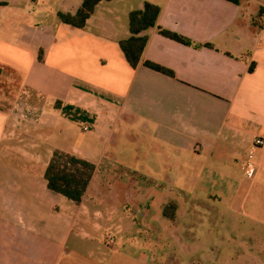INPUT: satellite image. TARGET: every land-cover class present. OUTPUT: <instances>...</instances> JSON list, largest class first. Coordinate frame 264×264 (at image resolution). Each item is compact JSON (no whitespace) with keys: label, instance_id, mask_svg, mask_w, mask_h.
<instances>
[{"label":"crops","instance_id":"0c3cea01","mask_svg":"<svg viewBox=\"0 0 264 264\" xmlns=\"http://www.w3.org/2000/svg\"><path fill=\"white\" fill-rule=\"evenodd\" d=\"M82 1L0 0V264H128L135 183L103 179L166 176L167 160L195 184L208 164L206 203L264 226V149L254 145L264 138V0H102L82 28L59 19ZM145 2L160 7L158 26L203 45L143 32L142 58L174 77L130 66L120 49L129 12ZM55 149L95 165L79 203L47 187Z\"/></svg>","mask_w":264,"mask_h":264},{"label":"rangeland","instance_id":"374dc122","mask_svg":"<svg viewBox=\"0 0 264 264\" xmlns=\"http://www.w3.org/2000/svg\"><path fill=\"white\" fill-rule=\"evenodd\" d=\"M17 87L11 81L5 85L7 91ZM142 143H146V140L137 145L139 150L145 147ZM142 151V155L147 153L144 151L143 154ZM153 156L151 153L152 159ZM152 162L160 164L156 160ZM166 163L171 164L172 170H167L166 176L163 170L153 168L150 171L152 176L146 178L120 176L103 179L107 186L120 183L119 186L130 188L135 183L132 187L137 190L134 193L136 205L132 206L129 216L136 218L133 229L136 243H128L125 239L122 242V252L131 257L128 264H140L139 259L143 256L150 259V264L264 263V226L233 214L225 204L217 202L211 206L203 199L212 187V178H204L209 165L204 164L199 183L195 184L190 176H176L173 161L167 160ZM180 189L183 191L180 192ZM194 191L198 198H194ZM175 199L178 206L174 210L177 216L174 222L163 217V210ZM143 219L146 224H143ZM108 234H104L105 242H108ZM84 246L88 252L95 245L88 242ZM108 259V262H113L112 256Z\"/></svg>","mask_w":264,"mask_h":264},{"label":"trees","instance_id":"16d2710c","mask_svg":"<svg viewBox=\"0 0 264 264\" xmlns=\"http://www.w3.org/2000/svg\"><path fill=\"white\" fill-rule=\"evenodd\" d=\"M100 1L102 0H83L75 13L60 11L57 15L63 23L72 27L82 28ZM228 1L238 4L240 0ZM3 4L4 2H0V6ZM159 13L160 7L150 2H145L140 9L130 11L128 14V29L130 35L125 39H121L118 43L130 66L136 67L142 63L144 66L155 71L174 77L172 70L142 58L143 50L148 40V36L143 32L155 27L159 34L174 41L195 48H200L203 45L193 43L181 34L158 26L157 18ZM258 17H264V7L259 8ZM205 46L212 47L211 44H205ZM253 67L254 63H251L249 70L252 71ZM94 170L95 165L92 162L63 150L55 149L47 164L44 176L48 189L79 203L88 188ZM174 210L175 204L170 202L165 205L163 215L168 218H174Z\"/></svg>","mask_w":264,"mask_h":264},{"label":"built area","instance_id":"2783aa9c","mask_svg":"<svg viewBox=\"0 0 264 264\" xmlns=\"http://www.w3.org/2000/svg\"><path fill=\"white\" fill-rule=\"evenodd\" d=\"M82 130L83 131H90L92 130V126L90 124H85L82 126ZM254 145L256 147H259V148H262L264 149V138L263 137H257L255 138L254 140ZM251 157V156H250ZM244 171H245V174L248 176V177H251L253 175V172H254V168H253V165L248 162L245 166H244Z\"/></svg>","mask_w":264,"mask_h":264}]
</instances>
